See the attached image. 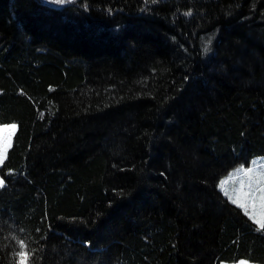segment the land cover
Here are the masks:
<instances>
[{
  "label": "trees",
  "instance_id": "1",
  "mask_svg": "<svg viewBox=\"0 0 264 264\" xmlns=\"http://www.w3.org/2000/svg\"><path fill=\"white\" fill-rule=\"evenodd\" d=\"M6 126L0 264H264V0H0Z\"/></svg>",
  "mask_w": 264,
  "mask_h": 264
},
{
  "label": "snow or ice",
  "instance_id": "2",
  "mask_svg": "<svg viewBox=\"0 0 264 264\" xmlns=\"http://www.w3.org/2000/svg\"><path fill=\"white\" fill-rule=\"evenodd\" d=\"M58 3H63L65 0H56ZM15 126H13L14 128ZM9 145L5 142L0 144V163H3V160L6 158L7 154V148ZM238 173L243 172L244 176L249 177V180L251 181V173L252 169H248L247 171H243V169H238ZM234 176H230L229 180L234 179ZM228 180L221 181L220 187L224 191L225 195L228 196L229 193L226 189V185L228 184ZM256 183L259 185L256 189L252 190V184L249 183L248 187L250 191L252 192L249 202L247 203H241L239 202V194L236 198H233L232 196H229V199L232 201L233 204H237L239 207L243 208L245 211V215H248L250 219H252L258 226L259 230H264V178L258 179ZM4 186V181L0 179V187ZM243 188V186H242ZM242 188L240 190V193L244 197H249V193H245L242 191ZM256 192H259L260 195L258 197L259 205H260V212L257 214L255 211L256 209V202L257 197L255 195ZM249 203L251 204V207L253 208V211L250 213L248 211ZM257 215H259V218H257ZM18 251L16 252V256L20 258L18 264H25L28 257L31 255V253H28L27 251V245L24 240H19L18 242ZM241 264H244V262H241Z\"/></svg>",
  "mask_w": 264,
  "mask_h": 264
},
{
  "label": "rangeland",
  "instance_id": "3",
  "mask_svg": "<svg viewBox=\"0 0 264 264\" xmlns=\"http://www.w3.org/2000/svg\"><path fill=\"white\" fill-rule=\"evenodd\" d=\"M16 132V126L13 128V126H6V127H0V144L2 143H7L9 145V147L7 148V152L11 146V143H12V139H13V136ZM5 160V159H4ZM3 160V161H4ZM2 165V163H0V166ZM248 169H243V171H247ZM235 178L234 179H231L230 181L235 183L237 182L239 184V187L237 189V192H236V195H235V198L237 197V195L239 194V202L241 203H247L249 202L250 200V197H251V194L252 192L250 191L248 185H249V177L247 176H244L243 175V172H240L238 173V175H233ZM229 181V180H228ZM229 181V182H230ZM228 182V184L225 186L227 191L229 190L230 188V183ZM243 186V188H242ZM1 188V187H0ZM242 188V191L245 192V193H249V197H244L241 193H240V190ZM256 197H257V202H256V209L255 211L257 212V214H259L260 212V205H259V200H258V197H259V192H256L255 193ZM248 211L251 213L253 211V208L251 207V204L249 203V207H248ZM257 218H259V215H257ZM241 262H244V264H251L247 261H240L239 263H236V264H241ZM223 264H228V263H223Z\"/></svg>",
  "mask_w": 264,
  "mask_h": 264
}]
</instances>
